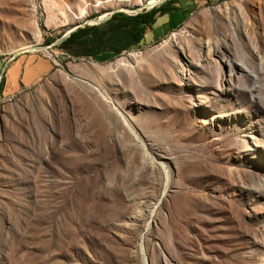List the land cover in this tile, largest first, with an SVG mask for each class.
<instances>
[{"label": "rangeland", "instance_id": "374dc122", "mask_svg": "<svg viewBox=\"0 0 264 264\" xmlns=\"http://www.w3.org/2000/svg\"><path fill=\"white\" fill-rule=\"evenodd\" d=\"M149 1L0 0V61L48 65L0 103V264H264V0H173L107 61L53 44Z\"/></svg>", "mask_w": 264, "mask_h": 264}, {"label": "trees", "instance_id": "16d2710c", "mask_svg": "<svg viewBox=\"0 0 264 264\" xmlns=\"http://www.w3.org/2000/svg\"><path fill=\"white\" fill-rule=\"evenodd\" d=\"M195 1L210 2L212 0ZM174 2L173 0H165L158 7H152L148 11L142 10L135 15H128L123 12L113 13L103 25H84L75 29L55 47L66 56L92 58L93 60H96V54L103 51L104 48H113V41L120 40L121 42L120 48H117V53L128 50L133 45L138 46L146 27L152 28L158 17L176 10L172 6ZM103 26H106L107 29L103 30ZM2 83L3 77L0 80V86Z\"/></svg>", "mask_w": 264, "mask_h": 264}, {"label": "crops", "instance_id": "0c3cea01", "mask_svg": "<svg viewBox=\"0 0 264 264\" xmlns=\"http://www.w3.org/2000/svg\"><path fill=\"white\" fill-rule=\"evenodd\" d=\"M163 2L164 1L160 0L159 5H161ZM159 5H157L156 7H158ZM174 5L175 3L172 4V6ZM148 10L150 9H144V11H148ZM111 11L103 13L99 15L97 18L92 19L95 20L98 18L101 19L104 18L106 19L104 22L95 23L93 21L91 22L90 20L85 24L77 25V28L83 27L84 25H88V26L103 25L106 21H108L111 18L112 16ZM139 12H142V10L141 11L136 10L130 14L128 13L126 14L135 15ZM178 13L179 10L176 9L174 11L169 12L168 14L158 17L156 19V22L159 18H162L164 16H168L169 18L161 22L159 25H156L155 22L152 28L146 27L142 39L140 40L138 46L133 45L128 50L137 49L138 47H141L142 44H148L149 42L159 41L163 39L168 34V32L173 29L174 18H179ZM102 29L106 30L107 27L103 26ZM146 36H149L148 40H146ZM120 46H121L120 40L113 41V48L111 49L104 48L103 51L97 53L95 56L96 59L95 61L111 60L113 58L118 57L122 53L128 51V50H122L120 53H117V48H120ZM4 64L5 62L0 61V71L4 66ZM47 69H48V65L46 63H43L42 60H35L31 55L16 57L12 61L7 63L3 73V83L0 86V103L3 102L4 100L10 99L13 95L19 93L21 90H25L33 86L39 79H41L42 75L46 72Z\"/></svg>", "mask_w": 264, "mask_h": 264}, {"label": "water", "instance_id": "95a60500", "mask_svg": "<svg viewBox=\"0 0 264 264\" xmlns=\"http://www.w3.org/2000/svg\"><path fill=\"white\" fill-rule=\"evenodd\" d=\"M162 1H165V0H162ZM147 6H149V5H146L145 7V9H151L153 6H151V7H147ZM143 9V8H142ZM142 9H140V11L142 10ZM116 12H124V13H128V14H130V13H132L133 12V10H129V11H122V10H120V9H113L112 11H111V14H113V13H116ZM106 19H101V18H98V19H95V20H91V21H93V22H95V23H102V22H104ZM77 28V26H75V27H73V28H71L70 30H68L67 32H65L61 37H59L58 39H56L54 42H53V44H59L60 42H62L66 37H68L69 36V34L72 32V31H74L75 29ZM42 48H45V49H47V46H41ZM13 57H11V58H9L8 60H10V59H12ZM8 60L5 62V64H4V66L2 67V69H1V71H0V80H1V78L3 77V73H4V69H5V66H6V64L8 63Z\"/></svg>", "mask_w": 264, "mask_h": 264}, {"label": "bare ground", "instance_id": "6f19581e", "mask_svg": "<svg viewBox=\"0 0 264 264\" xmlns=\"http://www.w3.org/2000/svg\"><path fill=\"white\" fill-rule=\"evenodd\" d=\"M157 2V1H156ZM154 3V1H149L148 2V4L147 5H152ZM118 9H124V10H126V11H129L130 9H128V8H118ZM92 22V21H91ZM42 48V47H41ZM25 51H28V50H25Z\"/></svg>", "mask_w": 264, "mask_h": 264}]
</instances>
